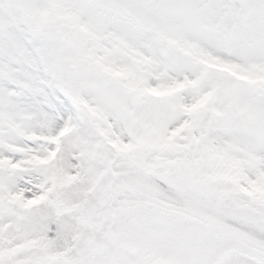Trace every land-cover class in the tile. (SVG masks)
Listing matches in <instances>:
<instances>
[{
  "label": "snow or ice",
  "instance_id": "1",
  "mask_svg": "<svg viewBox=\"0 0 264 264\" xmlns=\"http://www.w3.org/2000/svg\"><path fill=\"white\" fill-rule=\"evenodd\" d=\"M0 264H264V0H0Z\"/></svg>",
  "mask_w": 264,
  "mask_h": 264
}]
</instances>
